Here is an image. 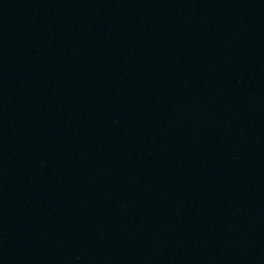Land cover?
Wrapping results in <instances>:
<instances>
[{"label": "water", "instance_id": "1", "mask_svg": "<svg viewBox=\"0 0 264 264\" xmlns=\"http://www.w3.org/2000/svg\"><path fill=\"white\" fill-rule=\"evenodd\" d=\"M0 264H264V0H0Z\"/></svg>", "mask_w": 264, "mask_h": 264}]
</instances>
